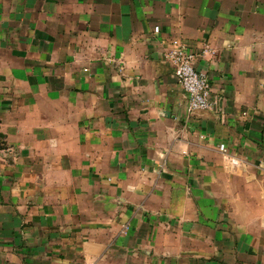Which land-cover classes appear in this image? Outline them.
I'll return each instance as SVG.
<instances>
[{"label":"crops","instance_id":"0c3cea01","mask_svg":"<svg viewBox=\"0 0 264 264\" xmlns=\"http://www.w3.org/2000/svg\"><path fill=\"white\" fill-rule=\"evenodd\" d=\"M0 264H264V0H0Z\"/></svg>","mask_w":264,"mask_h":264},{"label":"built area","instance_id":"2783aa9c","mask_svg":"<svg viewBox=\"0 0 264 264\" xmlns=\"http://www.w3.org/2000/svg\"><path fill=\"white\" fill-rule=\"evenodd\" d=\"M159 30L156 28L155 31L159 32ZM164 58L172 65L175 76L189 97L188 112L212 110L214 103L211 100V84L204 73L197 72L194 68L195 55L187 53L181 41L175 39L171 42V48L165 53ZM221 150L226 152L224 146H221ZM240 163V159L230 157L229 170L236 172Z\"/></svg>","mask_w":264,"mask_h":264}]
</instances>
